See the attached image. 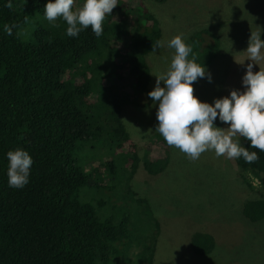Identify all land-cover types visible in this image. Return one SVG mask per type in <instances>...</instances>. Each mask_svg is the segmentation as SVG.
Here are the masks:
<instances>
[{"label":"trees","instance_id":"obj_1","mask_svg":"<svg viewBox=\"0 0 264 264\" xmlns=\"http://www.w3.org/2000/svg\"><path fill=\"white\" fill-rule=\"evenodd\" d=\"M144 1L118 0L99 38L90 27L73 38L62 19L53 27L36 17L48 0H11V9L0 0V264H156L159 223L130 179L140 160L148 173L161 172L168 148L154 135L162 150L139 155L120 117L126 103H151L146 55L161 41V28ZM33 19L36 27L23 39L22 27ZM6 23L15 25L11 36ZM184 42L200 65L218 55L219 37L209 29ZM240 142L259 157L233 158L243 183L252 188L253 177L264 184V151ZM17 147L33 159L29 181L18 189L8 186L6 156ZM105 175L111 183L102 188L118 203L108 214L100 211L101 200L96 210L79 199L83 186L101 187L91 178ZM240 212L249 222L262 220L264 198L243 201ZM213 247L210 233L190 234L193 255Z\"/></svg>","mask_w":264,"mask_h":264},{"label":"rangeland","instance_id":"obj_2","mask_svg":"<svg viewBox=\"0 0 264 264\" xmlns=\"http://www.w3.org/2000/svg\"><path fill=\"white\" fill-rule=\"evenodd\" d=\"M145 5L154 13L161 28L162 46L146 55L152 81L153 73L166 72L174 55L168 41L176 35L185 40L198 29L214 32L220 41L218 55L205 66L211 74L208 79L193 83L194 95L202 102L212 104L214 99L229 95L230 89L244 90L242 77L248 38L251 32L264 29V0H145ZM46 19L44 15L36 16ZM36 27L34 19L22 27L26 39ZM264 40V31L261 32ZM264 52V50H262ZM245 58V60H244ZM244 60L243 64L237 62ZM237 61V62H236ZM264 70V61L253 65V71ZM163 87V82H161ZM152 101L146 107L126 103L121 107L120 117L134 140L139 155H157L161 149L154 135L164 138L155 131L158 123ZM217 127H227L218 118ZM167 144V143H166ZM167 164L161 172L148 173L142 167V160L131 176L132 190L145 198L159 223V237L156 241V264H264V218L258 222L247 221L240 212L243 201L257 197L264 198V184L248 176L252 188L242 181V171L233 159L217 157L214 150L191 160L179 149L167 144ZM106 176V175H105ZM83 186L79 199L89 202L95 209L101 200L105 214L118 211V203L106 193L103 185L111 182L105 178L93 177ZM264 183V182H263ZM97 210V209H96ZM205 231L214 238V247L204 256H195L189 249L190 234ZM114 260V264H124Z\"/></svg>","mask_w":264,"mask_h":264},{"label":"clouds","instance_id":"obj_3","mask_svg":"<svg viewBox=\"0 0 264 264\" xmlns=\"http://www.w3.org/2000/svg\"><path fill=\"white\" fill-rule=\"evenodd\" d=\"M74 3L75 0H48L44 6L46 20L53 27H59L56 21L62 19L69 37H78L90 27L99 38L103 34L105 18L112 14L118 0H83L77 8L73 7ZM5 6L11 9V0ZM14 27V24L6 23L4 32L11 36ZM262 31L264 29L259 28L248 38L245 58L250 62L245 65L242 77L244 90L230 89L229 95L214 99L212 104L200 101L193 94L192 86L198 79L211 82V74L204 65L195 62L194 55L189 59L192 48L181 35L168 41V47L174 49L171 63L166 72L153 73L155 86L147 95L158 104L155 131L169 146L179 149L191 160L209 150H214L217 157H243L246 163L259 159L255 151L250 152L241 144L240 138L249 141V147L264 151V70L253 71L254 64L264 61ZM161 46L162 42L156 41L152 51ZM244 60L236 62L243 64ZM217 118L228 126H215ZM6 156L8 186L24 187L29 181L32 157L19 147L9 150Z\"/></svg>","mask_w":264,"mask_h":264}]
</instances>
